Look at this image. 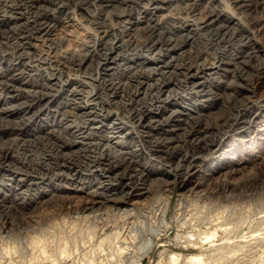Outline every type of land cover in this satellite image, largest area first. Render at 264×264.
Wrapping results in <instances>:
<instances>
[{"label": "bare ground", "instance_id": "1", "mask_svg": "<svg viewBox=\"0 0 264 264\" xmlns=\"http://www.w3.org/2000/svg\"><path fill=\"white\" fill-rule=\"evenodd\" d=\"M132 1L0 0V38L5 40L2 43L12 48L8 52L1 54L2 57L6 56L8 59L5 65L2 64L0 66V84L8 93L5 96H0L1 113L5 114V116L21 114L17 111L18 109L15 104V106H8L7 100H15L22 96L23 90L21 86L27 85V76H24L21 72L29 64L26 58L30 57V54L35 51L34 41L41 39L46 45L44 50H41V47L39 48L40 51H38L37 55L44 60H49V63L54 61L55 65H58L56 60H52L49 56L52 53L55 55L59 46L63 43L62 38L59 39L53 35L55 33L53 31L56 30V25H58L59 21L62 22L60 20L61 16H54V18L52 17L48 21L41 19L39 14L44 16L47 15L45 11L52 10L53 12L59 13V15H64L63 17L67 19L63 21L67 23L70 18V13L73 11H79L78 13L81 12L83 14L91 11L90 9L96 6L104 10H119L123 6L126 7L125 5ZM149 1L154 6L150 9L144 8L142 11L144 13L143 15L140 13L136 16L130 14L129 17L127 15H120L119 27L122 25L121 30L119 27L110 29L111 27L100 26V29H98L99 35L97 37L95 36L94 43L91 45L93 47L88 48L87 52L78 53L72 51L69 55H63L64 62L69 67L68 70L77 72L75 73L76 75L74 74L77 78L69 76L71 78H66V81H61L63 70L56 67L57 70L51 72L50 76L44 79L45 82H41L40 84L36 83L35 87L37 88L25 92L27 95L30 93L31 96L33 95L38 98L37 102L46 99L50 102H56L57 105H54L55 108L50 106L49 109H43L38 104L39 108L32 110L33 103L26 97L25 99L30 103H25L26 106L23 109H19L22 110L23 116L32 111L31 114L28 117H22L19 122L17 121L18 123L16 122L17 124L15 123V126H10L9 129L2 130L3 133L14 136L8 139V141H22V143L19 142L22 146L26 144L23 147L25 157L21 160L15 159L12 156L9 150L10 146L5 142H2L4 144L0 150V174L3 172L5 173L3 175H7L6 180L1 176L5 182L3 180L1 181L3 185L7 186L5 187V191H9V198L13 200L18 198L22 199L21 202L16 203L18 210L23 207H29L32 203L39 201V197L48 196L49 199L47 202L51 203L57 212L61 213L66 209V205L72 204L69 209L70 212L77 214L75 217L76 220L78 218L77 221H90V224L92 223L93 225L97 222L96 225L98 227L100 226L99 230H106L109 229L110 223L106 222L105 218H103L105 212L118 210L119 212L121 211V216H131V207L135 206L131 198L134 196L146 198L155 191H161V189L166 188L171 172H176L179 175L183 186L189 183V179L193 177H195L193 181L195 189L202 186L203 181L200 178L213 174L211 171L212 165L206 166L204 163L218 153L223 156L227 155L226 157L228 159L232 161L234 159L239 165L260 158L262 170H264V128L261 127L264 125V61L259 58L260 51L256 49L258 47L253 45L255 42L252 43L248 31H246L247 27L245 26L246 28L242 29L244 30L242 31L243 34L237 33L239 29L237 31L235 29L238 26L234 27V25H238V21L240 20L237 19L238 21L235 22V17L232 14L229 15L227 10L219 8L221 4L216 0H211L208 2V5L205 4L207 9H202L206 16L203 19L200 16L201 19L199 18L198 22L196 19V22H193V18L179 19L177 21L174 19L175 17L173 18L171 16L169 18L167 17L168 20L161 22V18L158 19L157 17L158 12L162 9V6H159V4L164 0ZM201 2L200 0L191 1L194 4L193 8L191 7L192 11L197 10ZM146 3L144 4L146 5ZM231 3L250 11H256L258 8V3L254 0H231ZM43 4L46 5L42 9ZM186 4L185 6H188ZM201 7H204V5ZM41 9L42 12L39 13ZM53 12L52 14H54ZM142 22H145L146 25L144 24L145 26L141 25V27H138L137 25ZM12 27L18 31L16 32L18 34L17 36L13 32L14 30H11ZM137 33H142L145 37L143 39L136 38L138 36ZM125 36H127L126 39ZM69 73L71 72L69 71ZM116 75H119L121 79L125 78L127 80H114L113 77L115 76L116 78ZM72 78L74 80L70 83ZM222 81L226 83L224 84ZM56 85L63 90L59 94H54ZM32 86H34V83ZM91 86L94 88H90ZM53 89L55 90L53 91ZM228 89H231V92L225 93ZM125 96H127V99H125ZM216 102H221L222 104L220 111L214 112V114L212 111H207L210 107L216 105ZM67 103L72 104L70 110L66 107L68 105ZM3 104L6 105L3 106ZM11 104L13 105V103ZM42 105L44 104L42 103ZM112 106L115 108L122 107L124 112L121 114L116 109L111 110L110 107ZM204 110L207 112H204ZM47 112L52 117L51 121H45V117L49 116V114H46L48 116L44 115ZM60 114L66 117H59L58 120L57 117ZM67 116H75L82 121H64L72 120V118L70 119ZM37 117H39L37 121H32ZM124 117H127L128 121L123 120ZM32 122L35 125L34 128L30 129L27 125ZM251 130H255V137L249 142L245 141L244 138L247 132ZM10 144L12 145V143ZM28 150L33 151L32 153L35 156L32 157V153L28 152ZM257 153L260 154L259 157H257ZM213 162L215 161L212 160L211 163ZM215 164V168H217L221 166L222 161ZM198 166H201L202 169L196 170ZM52 183L63 185L66 183L69 186L71 185L72 188L57 186L46 189L41 185L46 184V186H51ZM215 186H217L216 192L219 194V197L227 193L229 196L240 198L253 197L260 188H264L263 185L258 186L257 182L253 188L239 189L236 185L229 186L225 182L217 183ZM32 190L35 192H31ZM66 191L73 193L65 194L64 192ZM210 194L208 193L207 195ZM25 195H27L26 198ZM6 196V192L0 194V199L7 198ZM76 197L79 198L76 199ZM182 198H180V202L177 204L179 205L178 210H176L177 214L179 212L181 213L182 207L180 205ZM159 200L161 198L158 201L156 200V202H159ZM171 201L172 196H167L164 201L162 199L159 202L158 207L155 209L156 211L157 209L160 210L158 212L161 213V226L164 225L167 227L171 225L166 219ZM182 201L184 202V200ZM219 206L221 207V205ZM217 208L214 207L213 209L215 210L213 211L219 210ZM150 210L152 211V208ZM208 211L210 210L208 209ZM14 213L16 212L14 211ZM183 213L185 214V212ZM218 215L215 219L220 218V216L222 218V215ZM215 219L207 221L204 226L201 223L193 222L195 219L193 221H186V218L185 221L181 222V220V223L177 224L183 231L187 226L193 227L191 232H187L186 239H189V242L194 245L199 240L201 242L212 241L217 236V228L220 229V225L223 223L220 221L219 223ZM175 220H178V218ZM221 221H223V218ZM159 230L162 231L163 229L157 227L155 230H151L150 236L147 235L146 240L144 239L145 242L142 245V251H138L140 254L136 258L134 256V264L141 263V260L154 243V235L157 236ZM100 231L102 232V230ZM111 231L108 234L104 232L106 233L104 235L108 239L114 235L116 239L114 240L115 244L121 240V243L116 244L115 247L118 249V254H122L129 246H126L127 242H124L125 238L120 235L118 229L117 231H113L112 228ZM98 235L100 234L98 233ZM191 235L194 236L192 237L193 239H190ZM84 237L81 238L85 240ZM100 237L102 236L100 235ZM77 238L73 240L79 242ZM92 240L90 238V241ZM97 240H99L98 237ZM100 240L102 239L100 238ZM74 241L70 240L68 243ZM65 242L61 251L58 249L61 254H57L63 256L67 261L70 255L72 256V251L69 253L70 243L68 244L66 242L68 247ZM124 243L125 245H123ZM92 246L94 245L90 246L91 251H93V248H97H92ZM98 246L100 245L98 244ZM81 248H84L83 250L85 252L86 247ZM101 248L104 249L103 247ZM99 249L97 248V250ZM78 250H80V247ZM90 252H87V254ZM93 253L94 251L92 255ZM211 253L210 250V254L206 257L201 256L202 252L192 255L189 253V256L186 258L183 253H172L169 259L172 264H181L183 259L193 264H226L229 260H233L228 255L214 257L212 255L213 253ZM125 254L127 255L128 252ZM92 255H87L86 257L85 254L86 259H82L83 257L81 259L87 260L88 257L92 258ZM60 259L62 258L57 260ZM54 260L56 262V259ZM54 260L52 259V261ZM129 260L131 261V259ZM109 261H112L111 258ZM81 262L84 264L83 261ZM87 264L95 263L90 259Z\"/></svg>", "mask_w": 264, "mask_h": 264}, {"label": "rangeland", "instance_id": "2", "mask_svg": "<svg viewBox=\"0 0 264 264\" xmlns=\"http://www.w3.org/2000/svg\"><path fill=\"white\" fill-rule=\"evenodd\" d=\"M133 1L131 3L128 2V4L125 5L126 7L123 6L119 10H113V9H105L104 10L102 8H101L102 9L101 10L99 6L92 7L90 9L91 11H87L86 13H83L84 16H83V14H81V12L78 13L79 11H73V12L70 13V18L68 19L67 23H65L63 21V20L67 19V18L63 17L64 15H59V13L53 12L52 10L45 11L46 14H47V15H44L45 17L42 14H39V17L41 16V19L48 20V21H50L52 17L54 18V16L55 17H60L61 16L60 20H62V22L59 21L58 25H56V30L53 31V32H55L53 35L56 36L59 39L62 38L63 43L60 46L58 45L59 49H58V51H57V53L55 55L52 53L51 54L52 56L51 55L49 56V58H51L52 60H56L58 65L56 66L54 61L49 63L48 62L49 60H47V59L44 60V59L40 58L39 55H37L38 51H40V49L44 50L46 48V45H45V43H43L44 41H42L41 39L37 40V41H34V44H35V47H36L35 51L32 54H30V57L26 58V60L29 61L28 62L29 64L21 72L24 76H27L26 77L27 85L21 86L22 90H23L22 96L19 97L21 100L19 98L18 99L14 98L15 100H7V105L8 106H15L16 105L17 106L16 108L18 109L17 111H19L21 114H16L15 116H5V114L1 113V111H0V126H1L0 127V138H1L0 139V150L3 148L2 145L4 143H2V142H5L8 146H10L9 150L11 151L12 156H14L15 159H18V160L24 159L25 155L23 154L24 153V148L23 147H25L26 144H23L24 146H22L20 144V143H22V141H18V142L16 140H14V142L8 141V139H10L11 137H14V136H12V135L9 136V135L3 133L2 130L9 129L10 126L11 127L15 126V123L17 121L19 122L20 119H22V117L23 118L25 116L28 117L31 114L32 111L28 112V114L23 116V113L21 112L22 110L19 109V108L23 109L24 106H26V104L29 101L33 103V109L32 110H34L35 108H39V105H40V108H43V109L44 108H46V109L48 108L49 109L50 106L52 108L53 107L55 108L54 105L55 104L57 105L56 102H50V101H48L46 99L42 100L41 102L40 101L37 102L38 98L34 97L33 95L31 96L30 93L27 95L25 92L27 90H33V89L37 88V87H35L36 83L40 84L41 82H45L44 79L48 78L50 76L51 72H55L57 70L56 67L60 68V70H63L62 71L63 73H62V76H61V81H66L68 78H71V77L77 78V76H75L76 75L75 73H77V72L68 70L69 67L64 62L63 55H69L70 52H72V51H76L78 53L87 52L88 48H90V47L92 48L93 47L91 45L94 43L93 40L95 39V36L97 37L99 35V32H98L99 30L98 29H100V26L107 27V28L111 27L110 29L118 28L119 25H120V20H121L120 19V15H125V16L127 15V17H129L130 14L133 15V16H136L139 13L141 15H143L144 13L142 11L144 10V8H146V9L149 8L150 9V8H152L154 6L153 4H150L149 0H138V1L137 0H133ZM183 1L184 0H179V1L178 0H175V1L174 0H164L163 2H161L159 4V6H162L161 11L158 12L161 16L158 14L157 18L158 19L161 18V20H160L161 22L162 21L164 22L165 20H168V18L170 16L173 17V18L175 17L174 19L177 20V21L179 19L180 20H184L186 18L187 19H192L193 18V22H196V20L198 22L200 16H201L202 19L204 18V16H206L205 12L203 13V9H207V7H205V4L208 5V2H210L211 0H200V2L202 1L200 3V5L201 6L204 5V7H201L199 5L197 10L195 9L196 11L195 10L192 11V8H193L194 4H192L191 1L193 2V0H189V1L185 0L184 2ZM216 1L220 2V4H221L219 6V8H222V10H227L229 15L232 14L235 17V22L240 20V21H238L240 24L238 23V25H234V27L235 26L239 27V28L237 27L235 29V31H237L239 29L237 31V33L243 34L242 31H244V30H242V29H245L247 27L246 31H248L249 36L252 39L251 40L252 43L255 42V43H253V45L258 47L256 49H258L260 51L259 52V58L264 61V34H263L264 33V30H263L264 29V0H254V1H256L258 3L257 4L258 8H257L256 11L255 10H253V11L251 10L250 11V10L244 8V7L243 8L242 7H237V6H235V5H233L231 3V0H220V1L216 0ZM177 2H178V4H177ZM144 3H146V5ZM185 3H187L186 5H188V6H185ZM180 4L181 5L184 4L185 7L184 6L181 7ZM189 4H190V7H189ZM224 4H226V5H224ZM44 5H46V4H43L42 9L44 8ZM166 7H167V9H165ZM186 7H188V8H186ZM200 7H201V9H200ZM98 8H99V10H97ZM168 8H170V9H168ZM42 9L39 10V13L42 12ZM227 11H226V13H227ZM52 12L54 14H52ZM74 12H75V14H74ZM223 12H225V11H223ZM161 13L164 15V17H162L163 15ZM56 14L59 15V16H57ZM108 14H109V16H108ZM117 19H118V21H117ZM71 20H73V21H71ZM249 20H251L250 23H249ZM93 21H95V22L93 23ZM144 24L146 25L145 22H142V23L138 24L137 26L138 27H141V25L145 26ZM114 25H115V27H114ZM3 27H6V26H3ZM119 29L120 30L122 29V25L119 27ZM11 30L12 31L14 30L13 32H15L16 36L18 35L16 33L18 31L15 28L13 29V27H12ZM137 34L140 37L137 36L136 38L143 39L145 37V35L144 34L142 35V33H137ZM126 37L127 36H125V39H126ZM2 41L4 42L5 40L0 38V52H1L0 53V66H2V64L5 65L6 62H8L7 61L8 59L6 58V56L2 57L1 54L5 53V52H8L9 50L12 49L9 45L7 46L5 43H2ZM88 45H90V46H88ZM74 49H76V50H74ZM9 58H12V57H9ZM63 63H64V65H63ZM52 67H54V68H52ZM65 69H67V70H65ZM69 71L71 73H69ZM16 72H18V71H16ZM65 75H67V76H65ZM69 76H71V77H69ZM36 79H38V80H36ZM113 79L117 80V81H119V80L120 81H126L127 80L125 78L121 79L119 75H116V78L114 76ZM73 80L74 79L72 78L70 80V83H72ZM222 82L224 84L226 83L225 81H222ZM33 83H34V86L31 87V85ZM92 86H94V85H92ZM92 86L90 88H94ZM58 87L59 86L56 85V87H55L56 90L53 89V91L55 90L54 91L55 93L53 91H52V93L59 94L61 91H63L60 87L59 88ZM2 88L3 87L0 84V96H5V94H8V93L6 92V90L4 88L3 89ZM1 89H2V91H1ZM228 92L230 93L231 89L226 90L225 93H228ZM63 95H65V94H63ZM63 95H61V96H63ZM26 97H27V99L29 101L27 99H25ZM104 98H106V97L104 96ZM22 99H23V101H22ZM125 99H127V96H125ZM46 101H47V103H46ZM11 103H13V105ZM42 103L44 105H42ZM20 104H21V106H20ZM4 105H6V104H3V106ZM66 107L68 108V110H70L71 107H72V104H68ZM221 108H222L221 102H216V105L210 107L207 111H212L213 114H214V112L220 111ZM110 109L111 110L112 109L113 110L116 109L121 114L124 112V109L122 107H116L115 108L114 106H112V107H110ZM0 110H1V108H0ZM207 111L204 110V112H207ZM46 114H49V113L47 112V113L44 114L45 116H48ZM60 115H58V117H57L58 120H59V117H63L64 116V115H61V116ZM1 116H3V117H1ZM64 117H66V116H64ZM67 117H69L70 119L72 118V120H64V121H73V120L74 121H82L81 119L79 120V118L75 117V116H67ZM38 118L39 117L35 118L36 120L34 119L32 121H37ZM45 118H46L45 121H51L52 120V117L50 116V114H49L48 117H45ZM123 120L128 121L127 117L126 118L124 117ZM29 121H31V120H29ZM34 125L35 124L32 122V123H29L27 126H28V128L32 129V128H34ZM261 127L264 128V125H262ZM255 133H256L255 130H251V131L247 132V135L245 136L244 140L248 141V142L251 141L255 137V135H256ZM21 140H23V139H21ZM15 142H17V143H15ZM10 143H12V145ZM18 144H19L20 147L18 146ZM18 149H19V151H18ZM13 150H15V151H13ZM28 152L32 153L33 151H29L28 150ZM21 154H22V156H21ZM20 156H21V158H20ZM31 156L34 157L35 155H33V153H32ZM226 156L225 155L223 156L222 154L219 155V153H218L216 156L209 158V160H206V162L204 164L206 166L212 165L211 171H212L213 174L210 175V176H207V177H203L202 176L200 179L203 181V183H202L203 185L200 186V187H197L196 189H195L194 183H193V181L195 180V177L189 179L190 180L189 183H186V185L183 186V184H181V180H180L179 175L176 172H171V175L169 177V183L166 186V188L161 189V191L157 190L154 193H152L149 197H146V198L145 197H141V196L140 197L139 196H134V197L131 198V201L135 205V206H132V207L130 206L131 207V210H130L131 212L130 213L132 214V215L130 214L131 216H127V215L121 216L120 215L121 211L119 212L118 210L105 212L103 214V218H105L106 222L110 223L109 224L110 227H109V229H106V230L100 229V230H102L103 233L99 230L100 226L98 227L96 225L97 222L94 223V225H93L92 223L90 224V221L89 222L84 221V220H83L84 222L82 220H79L80 222L77 221L78 218H77V220L75 218L77 214H74L73 212H70V209H69V207H71L72 204L66 205V209H64L61 213L57 212L55 207L52 206L51 203L47 202V200L49 199L48 196H45L46 198L45 197H41V198L39 197L40 200L35 202L36 204H39V205H36L35 203H32L31 205H29V207H25V208L23 207L22 209L18 210L17 207H16L17 206L16 203L21 202L22 199L21 198L14 199L15 200L14 201L12 198L8 197L9 196V191H7V190L5 191V189H6L5 187H7V186L3 185V182L1 181V180H3L5 182V180L7 178V175L6 176L3 175L5 173L2 172L0 174V194H3V193L6 192L7 193V196H6L7 198L0 199V202H1L0 203V209H1L0 210V264H5V263L6 264H44V263L45 264H56L57 262H58L57 264L63 263V262H64L63 264H66V262H67V264H80V263L82 264L81 261H83L84 264H87L90 259L93 260V263H95V264H96L97 261L99 262L100 259H101L100 262L99 263L97 262V264H105V263H107V264H120V263L121 264H127V262H128V264H134L135 258L137 257V255L140 254V252L138 253V251H142V245L144 244L146 238L148 236H150V231L153 230V229L155 230L157 227L161 228L163 230L162 231L159 230V233H157V236L154 235V243L149 248L148 253L145 254V256L141 260L140 264H172L170 262V259H169L170 255L172 253H183V254H185V258H186V257L189 256V253H190V255H192V254H195V253L197 254V253H201L202 252L201 256L206 257L208 254H210V250L213 253V254L212 253L211 254L214 255V257H220V255L221 256H225V255L230 256L233 260H231V261L227 260L228 262L226 261L227 262V263L225 262L226 264H250V263L251 264H264V195H263L264 194V188H260L259 187L260 188V190H258L259 193L257 192L253 197L251 196L249 198L248 197L240 198V197H236V196L235 197L229 196L227 193L223 194V195H220V197H219V194H217V192H216L217 186H215V185H217V183H221V182H225L229 186L236 185L239 189L240 188H250V187L253 188V186H255L256 182H257L258 186H262V185L264 186V170H262V165H261L262 163L260 162V158H257L254 161H251V162L249 161V162H247L245 164L239 165V164H237L235 162L234 159L232 161L231 159H228ZM259 156H260V154L257 153V157H259ZM212 160L215 161V162L211 163ZM219 161H222V164H220L221 166L215 168V165H216L215 163H217ZM200 169H202L201 166H198L196 168V170H200ZM231 171H233V172H231ZM251 179H253V180H251ZM41 185H43L46 189H51V187H57V186L58 187L67 186V188H70V187L72 188L71 185L69 186L66 183L64 185L63 184H54V183H52L51 186H46V184H41ZM31 192L34 193L35 191L32 190ZM207 192L211 193V194L207 195L208 194ZM64 193L65 194L66 193L70 194V193H73V192H67L66 191ZM158 193L159 194L162 193V194L159 196ZM154 194H158V195H154ZM167 196H172V201H171V205H170V208L168 210V214H167V218H166L167 221L171 225H168L166 227L164 225L161 226V224H160V223H162L161 222L162 218L160 217L161 213L158 212L160 210L157 209V211H156L155 209L158 207L159 202L162 199L164 201L165 197H167ZM26 197H27V195H25V198ZM179 197L180 198L183 197L182 200H184V202L181 200L182 203H181L180 206L182 208H184V209L182 210V208H181V213L179 212V214H177L176 210H178V206H179L177 204L180 202V198ZM78 198L79 197H76V199H78ZM160 198H161V200H159V202H156V200L158 201V199H160ZM152 200H154V201H152ZM43 201H44V203H43ZM254 201H256V202H254ZM208 202H209V204H208ZM150 203H151V205H150ZM222 203H223L225 209H224V207H222L223 206ZM225 203H226V205H225ZM73 204H75V203H73ZM182 204H183V206H182ZM211 204L214 207H218L217 209H219V210H221L223 208L222 210H225L226 212L222 211V210L221 211H219V210L213 211L216 208L213 209L214 207H212ZM215 204H217V205H215ZM238 204H239L240 207L238 206ZM201 205H203V206H201ZM219 205H221L222 208ZM151 208H152V211L150 210ZM208 209L210 211H208ZM239 209H241V210H239ZM249 209H250V211H249ZM235 210H236V212H235ZM14 211L16 213H14ZM132 211H133V213H132ZM183 212H185V214ZM210 212L211 213L213 212L212 216L213 215H215V216L212 217ZM214 212H216L217 215L219 214L218 216L222 215L223 221H221V219H222L221 216H220V218H216L215 219V217H217V215H216V213L214 214ZM153 213H155V214H153ZM240 213H241L242 216L240 215ZM63 214H64V216H63ZM180 214H181V216H180ZM191 214L194 215V216H192ZM224 214L225 215L227 214L226 217H224L225 216ZM244 215H245V217H244ZM173 217H174V219H172ZM191 217H192V219H191ZM177 218H178V220H175ZM185 218H186V221H188V220L189 221H193L195 219L196 221L194 220L193 222L201 223V224H203V226L206 225L207 221L213 220V219H215L217 222L220 221V222H222L225 225L221 224L222 226L220 225V229L217 228L218 229V233H217L218 237L216 236L212 241L201 242L199 240V242L197 244L193 245V244H191L189 242V239L188 240L186 239L187 238V234H188L187 232H191L193 227L187 226V227H185V229L183 231L180 228V226L178 225L179 223L185 221ZM225 218H226V220H225ZM246 218H247V220H246ZM132 219H133V221H132ZM75 220H76V222H75ZM67 221L69 222V224H68ZM71 222H72V224H71ZM164 222H165V220H164ZM84 223L85 224L87 223V224L85 225ZM113 225H114V227H113ZM226 225H227L228 228L226 227ZM79 226H80V228H79ZM155 226H157V227H155ZM51 227H53V228H51ZM63 227H65V228H63ZM115 227L120 232V235L123 236V238L126 239V240L124 239V242L126 241L128 243L127 244L125 242L126 246H129V247H128V249H126V251L124 250L123 252H125V253L128 252L129 255L128 254L126 255L123 252H122V254H118V252H117L118 249L115 246H116V244H120L121 240H120V242L115 244L114 240H116V239L114 238V235H113V237L110 236L109 239L107 238L106 235H104V234H106L104 232H107V234L110 233L112 228H113V231H117V229ZM234 227H235V230L233 231ZM94 228H95L96 231L93 230ZM64 229H65V231H64ZM83 229H84V231L85 230H87V231H85V233H84ZM71 233H73V234H71ZM78 233L79 234L81 233V234L79 235ZM98 233L103 238L100 237V235H98ZM147 233H149V234H147ZM182 233H184L185 237H184V235H182ZM51 234H53V235H51ZM75 234H76V236H75ZM58 236H59L60 239L58 238ZM80 236L82 238L85 236L84 237L85 240H83ZM88 236L91 238V240L92 239L93 240L90 241V238ZM76 237H78L77 241H79V242H76V240L75 241L73 240V239H76ZM97 237H98L99 240H97ZM99 237L102 240H100ZM105 237H106V239H105ZM143 237H145V238H143ZM192 237H194V236L191 235L190 239H193ZM69 238H71V239H69ZM87 238H89V239H87ZM123 238L121 237V239H123ZM61 239H63L64 241L61 240ZM65 239H67L66 240L67 243L70 240L74 241V242H69L70 243V247H69L68 246L69 243L67 244L65 242ZM112 239H113V241H112ZM109 240H110V242H108ZM45 241H46V243H45ZM84 241L87 242L86 244L88 246L85 244ZM64 242L69 247V249H71V250L68 249L69 253H71V251H72L71 254H72L73 257L70 255L71 260H70V258H68L67 261H66V259H64L63 256L60 255L61 254L60 251H61V248L63 247ZM75 242H76V244H75ZM92 242L95 243V244H93ZM111 242H113V243L110 244ZM58 243H59V245H58ZM125 243L123 245H125ZM71 244H74V245H71ZM90 244L94 245V246H92V248L93 247H95V248L97 247L98 249L100 248L103 251H101L100 249L97 250V248L96 249L93 248L94 253L92 255L93 251H91V247H90L91 245ZM98 244L100 246H98ZM101 244H103V245H101ZM78 245H80L79 247H80L81 252H80V250H78V248H79ZM110 245H113V246H110ZM81 247H86L85 248V252L83 250L84 248L82 249ZM101 247H103L104 249H102ZM130 247H131V249H129ZM137 247H139V248H137ZM199 247H201V248H199ZM74 248H75V250H74ZM87 248H88V250H87ZM211 248H213V249H211ZM236 248H237V250H236ZM58 249H60V251ZM132 249L137 251V252H135V251L133 252ZM207 249L209 250V252H208ZM42 250L45 251V252H43ZM218 250L219 251L221 250V251L219 252ZM73 251H74L75 254L73 253ZM86 251L87 252L91 251V252L87 254ZM232 251H234V252H232ZM241 251H243V252H241ZM6 253H7V255H6ZM57 253H60L59 254L60 256ZM206 253H207V255H205ZM85 254H86V257H87V255L88 256L92 255V258L88 257L90 259L87 258V260H82V259H86V257L84 256ZM49 255H50V258H49ZM119 255H121L122 257L119 256ZM93 256L95 257V259H94ZM134 256H135V258H134ZM81 257H83V258L81 259ZM59 258H62V259L57 260ZM96 258H97V260H96ZM110 258H111L112 261H109ZM246 258H248V259L246 260ZM52 259L53 260L56 259V262H55V260L52 261ZM73 259H74V261H72ZM107 259H108V261H107ZM129 259H131V261ZM235 259H236V261H235ZM103 261H104V263H103ZM186 262H187L186 259H183L181 261V264H187V263L188 264H193L192 262L191 263L190 262L186 263Z\"/></svg>", "mask_w": 264, "mask_h": 264}]
</instances>
